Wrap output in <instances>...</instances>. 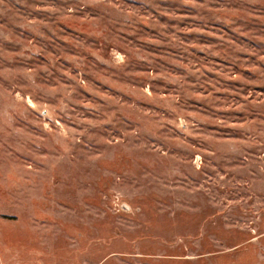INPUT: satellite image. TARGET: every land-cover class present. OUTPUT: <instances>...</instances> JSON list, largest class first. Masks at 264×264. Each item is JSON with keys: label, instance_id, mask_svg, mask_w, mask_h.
I'll return each instance as SVG.
<instances>
[{"label": "rangeland", "instance_id": "rangeland-1", "mask_svg": "<svg viewBox=\"0 0 264 264\" xmlns=\"http://www.w3.org/2000/svg\"><path fill=\"white\" fill-rule=\"evenodd\" d=\"M0 264H264V0H0Z\"/></svg>", "mask_w": 264, "mask_h": 264}]
</instances>
